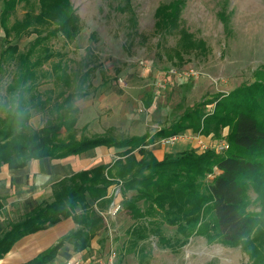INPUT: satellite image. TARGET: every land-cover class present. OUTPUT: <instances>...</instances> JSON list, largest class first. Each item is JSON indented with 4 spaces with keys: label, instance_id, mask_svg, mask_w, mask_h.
I'll list each match as a JSON object with an SVG mask.
<instances>
[{
    "label": "trees",
    "instance_id": "1",
    "mask_svg": "<svg viewBox=\"0 0 264 264\" xmlns=\"http://www.w3.org/2000/svg\"><path fill=\"white\" fill-rule=\"evenodd\" d=\"M57 2L65 5L50 12L41 4L35 12L32 0H0V28L6 42L11 37L35 36L23 50L7 42L0 52V72L7 69L8 77L0 87V166L20 168L31 160H62L101 147H128V151L113 162L54 183L51 201L41 203L21 221L11 224L0 237V257L20 238L68 218L77 228L27 264L49 262L65 243L71 244L75 252L88 249L105 228L99 213L112 203L108 190L119 183L123 197L134 192L122 202L133 221L126 230L132 251L138 252L140 244L150 236L174 253L196 236L232 247L243 242L245 245V239L255 231L264 236V80L220 95L205 116L199 107H194L156 134L158 138L186 130L207 134L228 126L230 146L224 154L185 150L177 157L168 154L158 160L146 148L154 143L148 133L127 140L89 136L86 127L76 128L80 112L76 103L92 89L89 76L96 67L89 68L85 57L72 62L65 53L52 51L51 40L60 36L63 47H68L79 36L67 0ZM178 2L174 5L179 9ZM20 5L26 10L23 19H16L8 29V19ZM55 56L59 60L53 63ZM46 64L49 70L43 69ZM37 115L43 116V125L34 129L29 121ZM135 150L141 159H135ZM213 168L219 174L205 182ZM251 187L260 201L257 215L246 211L244 199ZM163 225L174 228L171 237L161 231Z\"/></svg>",
    "mask_w": 264,
    "mask_h": 264
},
{
    "label": "rangeland",
    "instance_id": "2",
    "mask_svg": "<svg viewBox=\"0 0 264 264\" xmlns=\"http://www.w3.org/2000/svg\"><path fill=\"white\" fill-rule=\"evenodd\" d=\"M176 1L67 0V8L70 7L77 21L79 36L68 47H63L59 36L51 40V49L59 55L65 53L72 62L85 57L89 68L96 67L89 76L92 89L76 103L80 110L78 130L86 127L89 136H110L116 140L148 133L154 143L146 148L156 159L168 154L177 157L185 150L201 154L204 151L198 141L208 147L222 144L225 146L222 154L228 150V126L207 134L192 130L163 138L156 134L179 121L188 110L199 107L205 116L220 95L258 79L264 80V0H179V9L174 5ZM41 4L50 12L65 5L57 0H32L35 12ZM25 11L20 5L8 19L7 28L16 19H23ZM5 39L0 28V52L7 42L23 50L35 36L11 37L7 42ZM58 60V56L51 59L53 63ZM49 68L46 64L43 69ZM6 72L7 69L0 72V87L8 78ZM47 87L49 84L40 89ZM29 124L34 129L40 128L43 116H34ZM126 150L128 147L115 150L101 147L53 162L52 170L57 169L58 174L53 175V181L62 175L113 162ZM132 154L136 160L141 159L137 150ZM217 174L219 171L213 168L205 182ZM40 178L42 174L38 173L37 179ZM120 186L119 183L109 189L113 196L110 206H120V210L112 216L107 213L110 206L101 212L105 216V228L95 240L97 257L112 250L116 264H264V236L256 231L245 239V245L243 242L234 247L196 236L174 253L150 236L140 244L138 252L132 251L126 230L133 221L122 202L134 192H127L123 197ZM34 187L31 183L21 192L13 191L0 202L1 206L16 205L12 197L18 194L28 198V191ZM38 187L44 192V186ZM244 200L248 214L260 213V201L252 187ZM161 231L171 237L174 228L163 225Z\"/></svg>",
    "mask_w": 264,
    "mask_h": 264
},
{
    "label": "crops",
    "instance_id": "3",
    "mask_svg": "<svg viewBox=\"0 0 264 264\" xmlns=\"http://www.w3.org/2000/svg\"><path fill=\"white\" fill-rule=\"evenodd\" d=\"M105 149L115 150L108 148ZM72 157H76V156H72ZM156 157L158 158V160L162 159V157H158V156ZM63 160L65 159L53 160L50 158H41L38 160H31L20 168H9L7 165L0 166V191H1L0 202L1 203L3 202V199L8 194H11L13 191L21 192L26 185H30L31 183H34L35 185V187L32 190L28 191L29 192L28 198H25V196H23L22 198L18 194L17 195L15 194L12 197V200L16 205L1 206L0 204V237L5 232L9 231L10 229L9 227L11 224L21 221L27 214H29L38 205H40L41 203L50 202L52 199L51 197L52 186L54 183L58 182L63 178L69 177L74 173L80 172L77 171L74 173L62 175L56 181H53V175L54 174L58 175L56 173L57 169L52 170L53 162H62ZM39 163H41V165H39ZM38 173H41L43 177L40 178V180L37 179ZM47 184H48V189H47ZM41 185L44 186V192L41 191V187H38ZM4 191L5 194L3 193ZM100 215L103 214L101 213ZM102 217L104 218L105 216L103 215ZM76 228L77 226L75 225L73 220L71 218H68L60 221L54 226L24 236L19 240H17L8 250V252L2 255V257H0V264H27L32 260H34L41 253L51 248L60 238L67 235L71 231H74ZM97 237L98 236H96L92 240L91 245L88 249L83 250L81 252H75L71 244L65 243L57 251L55 257L45 264H65L68 260L73 258H82L85 260L96 259L98 255H97V251L94 250V247L96 245L95 240Z\"/></svg>",
    "mask_w": 264,
    "mask_h": 264
},
{
    "label": "built area",
    "instance_id": "4",
    "mask_svg": "<svg viewBox=\"0 0 264 264\" xmlns=\"http://www.w3.org/2000/svg\"><path fill=\"white\" fill-rule=\"evenodd\" d=\"M174 141V140H173ZM171 142V140H170ZM198 145L200 146V149H202L203 151H215L216 154H222L224 152V148L225 146H223L222 144L220 145H211V146H206L205 144L201 143L200 141H198ZM120 210V206H110L109 210H108V214L110 216L115 215L118 211ZM116 254L114 251L109 250V252H107L106 255H104L103 257H97L94 260H85L82 258H73L68 260L65 264H116Z\"/></svg>",
    "mask_w": 264,
    "mask_h": 264
}]
</instances>
